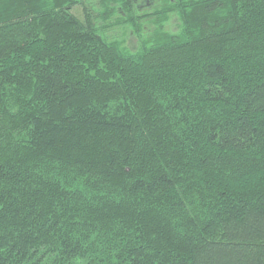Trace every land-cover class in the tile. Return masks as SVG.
<instances>
[{
  "label": "trees",
  "instance_id": "trees-1",
  "mask_svg": "<svg viewBox=\"0 0 264 264\" xmlns=\"http://www.w3.org/2000/svg\"><path fill=\"white\" fill-rule=\"evenodd\" d=\"M0 264H264V0H0Z\"/></svg>",
  "mask_w": 264,
  "mask_h": 264
},
{
  "label": "rangeland",
  "instance_id": "rangeland-1",
  "mask_svg": "<svg viewBox=\"0 0 264 264\" xmlns=\"http://www.w3.org/2000/svg\"><path fill=\"white\" fill-rule=\"evenodd\" d=\"M158 2L159 1H157V0H152L150 3H147V5H144V7H142V9H147V10L152 9V7L155 6V4ZM74 11L80 16H82V14H83L81 7H75ZM150 19L151 18H145L144 19L145 20L144 21V29L145 30H150L153 28V22H151ZM128 27L129 26H124V25L119 26L116 28V32L122 33L124 36L127 37V31L130 30V32H131V29H132L131 27L130 28H128Z\"/></svg>",
  "mask_w": 264,
  "mask_h": 264
},
{
  "label": "flooded vegetation",
  "instance_id": "flooded-vegetation-1",
  "mask_svg": "<svg viewBox=\"0 0 264 264\" xmlns=\"http://www.w3.org/2000/svg\"><path fill=\"white\" fill-rule=\"evenodd\" d=\"M152 0H138L139 7H144V5H147V3H150ZM161 1V0H159Z\"/></svg>",
  "mask_w": 264,
  "mask_h": 264
}]
</instances>
